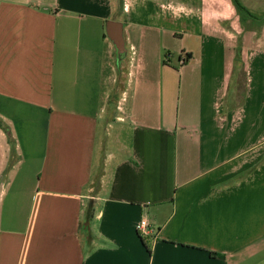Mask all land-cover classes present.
<instances>
[{
    "label": "crops",
    "instance_id": "crops-1",
    "mask_svg": "<svg viewBox=\"0 0 264 264\" xmlns=\"http://www.w3.org/2000/svg\"><path fill=\"white\" fill-rule=\"evenodd\" d=\"M258 21L232 0H0V264H264Z\"/></svg>",
    "mask_w": 264,
    "mask_h": 264
},
{
    "label": "rangeland",
    "instance_id": "rangeland-1",
    "mask_svg": "<svg viewBox=\"0 0 264 264\" xmlns=\"http://www.w3.org/2000/svg\"><path fill=\"white\" fill-rule=\"evenodd\" d=\"M151 8V7H150ZM164 10H162L161 11V13H159V14H157V16L158 15H160V14H162V12H163ZM262 14V13H261ZM168 15H170V13H168ZM260 15V14H259ZM258 23H263V21H258ZM167 24H169V23H167ZM175 23H172V25H174ZM186 27V26H185ZM168 28H172V29H176V30H179L177 27H176V25H174V26H171V27H168ZM175 30V31H176ZM171 53V52H170ZM170 53H169V51H167V50H165L164 51V53H163V61L164 62H167L168 60H170V57L169 56H171L170 55ZM172 54H174V53H172ZM240 53L238 52V55H237V62H238V64L239 65H241V66H243V65H245L244 64V62H242V61H240L241 59H240ZM174 56H176V54L174 55ZM255 74V73H254ZM237 76L235 77V80L241 85V87L242 88H247V84H248V79H249V76H248V71L247 70H242V71H238L237 72V74H236ZM119 77H120V82H119V86H117V93H116V97L117 96H119L120 94H121V92H122V89L124 88V86H125V82H126V77H127V67L126 66H123L122 67V69H121V73L119 74ZM242 92V91H241ZM113 150V149H112ZM95 186V185H94ZM93 191H95V188H94V190Z\"/></svg>",
    "mask_w": 264,
    "mask_h": 264
},
{
    "label": "water",
    "instance_id": "water-1",
    "mask_svg": "<svg viewBox=\"0 0 264 264\" xmlns=\"http://www.w3.org/2000/svg\"><path fill=\"white\" fill-rule=\"evenodd\" d=\"M108 34L114 41L117 48V65L119 70H121L122 62L127 55V49L125 46L124 34H123V24L116 21H108ZM118 27L119 29H116Z\"/></svg>",
    "mask_w": 264,
    "mask_h": 264
},
{
    "label": "trees",
    "instance_id": "trees-1",
    "mask_svg": "<svg viewBox=\"0 0 264 264\" xmlns=\"http://www.w3.org/2000/svg\"><path fill=\"white\" fill-rule=\"evenodd\" d=\"M235 7L237 8L238 13L241 16V19L243 22H246L249 19H254V20H260L264 22V15L257 16L254 14L243 2L242 0H232ZM191 57L189 54L188 58L184 59V63Z\"/></svg>",
    "mask_w": 264,
    "mask_h": 264
},
{
    "label": "built area",
    "instance_id": "built-area-1",
    "mask_svg": "<svg viewBox=\"0 0 264 264\" xmlns=\"http://www.w3.org/2000/svg\"><path fill=\"white\" fill-rule=\"evenodd\" d=\"M139 232L142 235H148L153 232L152 228L150 227V223L147 218H143L139 223Z\"/></svg>",
    "mask_w": 264,
    "mask_h": 264
}]
</instances>
